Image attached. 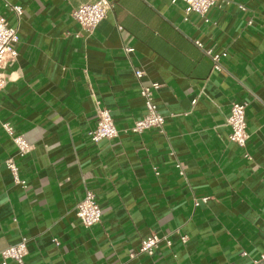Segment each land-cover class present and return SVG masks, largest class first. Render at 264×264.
<instances>
[{
    "label": "crops",
    "instance_id": "1",
    "mask_svg": "<svg viewBox=\"0 0 264 264\" xmlns=\"http://www.w3.org/2000/svg\"><path fill=\"white\" fill-rule=\"evenodd\" d=\"M111 1L87 32L73 13L95 0H0L19 34L0 94V264L24 238L27 264H254L264 255V0L219 4L208 21L186 16L183 0ZM8 5L23 8L20 21ZM209 52L227 54L221 71ZM151 83L162 85L165 132L136 135ZM234 103L248 104L251 161L229 139ZM98 108L119 136L95 144ZM88 190L103 213L90 229L75 212ZM153 233L173 247L132 258Z\"/></svg>",
    "mask_w": 264,
    "mask_h": 264
},
{
    "label": "built area",
    "instance_id": "2",
    "mask_svg": "<svg viewBox=\"0 0 264 264\" xmlns=\"http://www.w3.org/2000/svg\"><path fill=\"white\" fill-rule=\"evenodd\" d=\"M176 2L177 0L173 1V3ZM183 2L185 4L186 16L197 14L201 18L206 19V21H208L207 18L210 11L219 4H231V0H183ZM7 7L17 20L20 21L24 14L23 8L18 5H8ZM113 8L114 4L111 0H95L93 3L81 5L73 13V18L83 30L92 32L107 19L109 12L112 11ZM240 8L242 10L246 9L243 6ZM18 41V30L10 25L6 17H0V94L4 91L9 81L6 75L8 63L18 59L19 54L15 48ZM196 44L199 48H202V44ZM125 52L130 54L134 52V49L126 48ZM208 55L213 62L214 69L216 71H221L223 69L221 63L222 58L226 57L227 54H214L209 52ZM134 74L140 81L145 77V71L140 68H135ZM161 88L162 85L159 83L141 85L140 95L145 103L146 114L142 119L135 122L133 128L130 130L131 133L142 135L146 131L153 129L158 130L162 134L165 132L166 119L159 112L155 103V93ZM247 106L248 104L246 103H234L231 107V114L227 124L231 129L229 136L230 141L244 151L245 159L251 161L252 156L248 152L250 136L248 133ZM3 128L19 148L20 156H26L32 151L33 147L24 137L16 136L10 124H4ZM89 136L91 141L95 144H99L103 141H111L119 136L115 121L108 109L98 108L96 126L89 133ZM6 166L14 174L18 172V167L14 159L7 160ZM178 168H181V166L178 165ZM181 174L182 176L185 175L183 170H181ZM209 200L210 198L208 197L196 199L194 205L195 207H199L201 204H207ZM75 212L82 226L86 229H90L102 222L103 213L101 206L97 201L96 194L91 190L86 192L85 198L76 206ZM188 240L189 238L187 236H181V242L183 244H187ZM54 242L57 246L60 245L57 240H54ZM162 245H166L168 248L173 247V241L170 236L160 237L153 233L142 241L138 253L131 255V257L135 258L139 255L153 256L156 250ZM28 255V240L24 238L18 244L10 246L1 252L2 264H10L11 262L15 264H27L26 258ZM242 256L246 257L248 254L243 253ZM254 264H264V255L261 256L260 260L255 261Z\"/></svg>",
    "mask_w": 264,
    "mask_h": 264
}]
</instances>
